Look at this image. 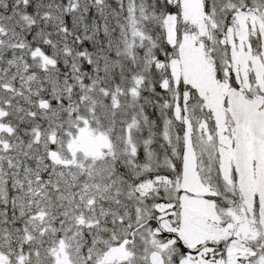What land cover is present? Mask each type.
Masks as SVG:
<instances>
[{
  "label": "snow or ice",
  "instance_id": "1",
  "mask_svg": "<svg viewBox=\"0 0 264 264\" xmlns=\"http://www.w3.org/2000/svg\"><path fill=\"white\" fill-rule=\"evenodd\" d=\"M0 264H264V0H0Z\"/></svg>",
  "mask_w": 264,
  "mask_h": 264
}]
</instances>
